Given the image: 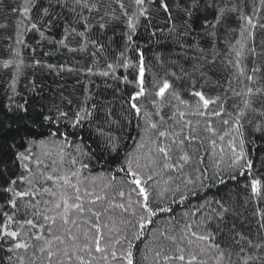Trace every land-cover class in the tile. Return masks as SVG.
<instances>
[{"label": "snow or ice", "instance_id": "1", "mask_svg": "<svg viewBox=\"0 0 264 264\" xmlns=\"http://www.w3.org/2000/svg\"><path fill=\"white\" fill-rule=\"evenodd\" d=\"M259 4L251 10L249 0L7 5L14 19L0 23L8 53L0 68L15 71L0 105V250L7 245L0 264H138L136 241L150 229L163 238L154 264H264V208L253 213L261 217L255 231L229 227V206L215 197L185 212L182 223L169 217L171 228L155 227L159 215L174 211L171 204L214 186L205 183L206 169L186 171L194 159L203 163L196 141L215 149L227 137L228 178L243 179L247 201L264 202V40L260 52L248 46L264 30V0ZM45 46L44 57L90 60L83 71L104 78L111 98H94L83 85L78 100L61 93L60 103L49 102L35 78L21 91L26 49L30 67L75 71L67 59L54 65L37 58ZM133 121L136 136L117 134ZM127 139L133 147L124 146ZM97 165L108 166L107 173L92 175ZM213 168L224 184L219 161Z\"/></svg>", "mask_w": 264, "mask_h": 264}, {"label": "trees", "instance_id": "2", "mask_svg": "<svg viewBox=\"0 0 264 264\" xmlns=\"http://www.w3.org/2000/svg\"><path fill=\"white\" fill-rule=\"evenodd\" d=\"M14 2V0H0V23L8 22L5 17L9 16L11 19H14V16H10V8L7 5H10ZM255 3L256 7H260L259 0H249V5L251 10V5ZM159 25L164 24V19L160 18L157 22ZM12 31V29H9ZM4 35V31L0 30V36ZM159 35V34H158ZM238 35V33L236 34ZM163 39V37H161ZM223 39V37H222ZM29 43H32V39L29 36L28 38ZM261 40H264V30H256L255 36V45H253V41H248V46H256L257 52L261 51ZM234 42V41H233ZM5 45L0 44V60L5 59L8 57V53L2 51ZM167 47H170L167 46ZM167 47L164 51H167ZM220 48L223 52L227 51L225 44L221 43ZM160 51L161 49H156ZM50 51L48 46H45L43 49H37V58L42 59L46 63H52L54 65L65 64V60L67 59L66 67H73L75 69L74 72H60L57 74L56 71H49L44 68H33L29 65L31 64V57L32 52L30 50H24L23 58H24V65L20 69V82L18 84V88L21 91L26 90L25 86L31 81L32 79H36V83L42 88L45 93L46 99L49 102L60 103V95L61 93L70 98L74 101L78 100L79 97L83 95V85H87L90 91L93 93L94 98L97 99H110L111 92L106 90L104 87V78L97 76H89L84 71L83 68L87 63H90L86 57H76L72 58L69 57L66 53H57L53 56L44 57L43 52ZM153 51V46L149 45L147 49V54L149 58H151ZM246 59L243 63L251 68L252 64V57L245 53ZM79 60V63L76 61ZM264 62V59L261 60ZM218 63L223 64L224 59L218 60ZM15 71V68L12 69H2L0 68V105L6 102L5 96V88L8 83V77ZM228 73L225 72V76ZM91 81V84H89ZM110 82V81H109ZM222 83L223 80H222ZM227 86L226 84L224 85ZM117 108H119V102L117 101ZM195 120L196 118H192ZM136 123L133 121L132 125L129 128H125L123 132H118V135L121 136H131L137 135ZM201 135H207L201 133ZM227 140L226 137L224 141L217 140V146L213 149V146L208 142V140H204L201 144L199 141L194 142L198 149V157L203 158L202 164H197L196 160L192 161V164L186 166V171L191 172L192 167L198 166L200 167L201 171L205 169L208 172L209 180L205 183L209 185H214L212 187H208L204 190V192L200 196H189V199L185 201L183 204H171V193H165L167 203L171 204L173 208L172 213L168 214H161L155 219V227L160 228L162 230H167L171 228V225L168 223L169 217H175L181 223L183 222V214L185 212L195 211L196 208L199 206L200 203L203 202V199H211L215 197L217 199L223 198L226 204L229 206L230 212L227 217L228 226L230 227L232 223H235L238 229L248 231L251 229L255 231L257 228L258 222L261 220L259 215H253L255 209L257 207L264 208V202H257V201H247V197L249 193L241 187L244 183L243 179L240 180L239 184L235 181H232L228 178L227 175V165H228V152H227ZM124 146L131 148L133 147V141L131 139H127L124 141ZM221 147L225 148V153L223 154V158H221ZM219 161V168L225 171V174L221 177L225 183L218 184L217 178L212 176L213 165ZM103 171L107 173L108 166L101 168L97 165L95 168L92 169L91 174L95 175L97 172ZM87 174V173H86ZM121 176L123 173L120 174ZM173 176L178 175L177 173H172ZM193 177L196 175L192 173ZM182 178V177H181ZM167 179V177H165ZM178 182V181H177ZM161 188L166 187L161 181ZM174 187V185H172ZM178 199V198H177ZM247 201V202H246ZM0 202H2V198H0ZM235 213V215H233ZM189 219H199V214L196 217H190ZM156 235L153 230H149L144 237L141 238L140 241H136V248L134 249L138 264H154L153 257L156 250H158V245L160 242L163 241L161 238L160 241L156 240ZM166 243V242H165ZM7 245H4V250H0V262L5 261L7 256L6 252ZM151 249L152 251H149ZM147 256V260H143L142 257Z\"/></svg>", "mask_w": 264, "mask_h": 264}]
</instances>
